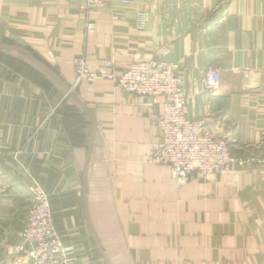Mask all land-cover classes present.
I'll return each mask as SVG.
<instances>
[{
	"label": "crops",
	"instance_id": "crops-1",
	"mask_svg": "<svg viewBox=\"0 0 264 264\" xmlns=\"http://www.w3.org/2000/svg\"><path fill=\"white\" fill-rule=\"evenodd\" d=\"M0 45L28 50L69 88L79 58L94 71L113 61L117 76L142 60L178 64L187 116L255 159L180 186L149 161L162 103L141 109L109 79L71 97L23 53L0 50V264H30L18 247L34 183L71 264H264V0H110L90 13L0 0ZM209 66L221 75L212 97L200 85Z\"/></svg>",
	"mask_w": 264,
	"mask_h": 264
},
{
	"label": "built area",
	"instance_id": "built-area-1",
	"mask_svg": "<svg viewBox=\"0 0 264 264\" xmlns=\"http://www.w3.org/2000/svg\"><path fill=\"white\" fill-rule=\"evenodd\" d=\"M79 5L85 13L100 8L110 0H68ZM129 5L131 0H117ZM114 19H118L115 16ZM145 19L141 18V25ZM95 24L88 22L87 31L94 33ZM76 76L71 92H77L82 83L109 79L125 93L135 98L137 105L151 110L162 103L163 112L155 121L156 141L152 144L149 161L168 166L180 186L192 177L206 178L210 175L226 176L236 167L243 169L255 159L233 155L229 141L208 133L206 120L191 119L186 114L187 99L184 96V71L178 64L167 60H142L115 73L113 61H107L97 71L91 69L85 58L75 61ZM221 75L209 66L200 74L201 93L212 97L219 90ZM163 101V102H162ZM0 142V156L3 154ZM31 207L22 232L25 251L30 264H71L68 247L56 232L48 195L39 185L28 189Z\"/></svg>",
	"mask_w": 264,
	"mask_h": 264
},
{
	"label": "water",
	"instance_id": "water-1",
	"mask_svg": "<svg viewBox=\"0 0 264 264\" xmlns=\"http://www.w3.org/2000/svg\"><path fill=\"white\" fill-rule=\"evenodd\" d=\"M13 50V51H17L20 53H23L24 55H26L30 60H32L37 66L41 67L44 71H46L47 73H49L51 76L54 77V79H56L62 86L65 87L66 92L68 93L69 96L73 97V92H71L70 88L65 86L61 80L57 77V75H55L46 65H44L43 63L39 62L28 50L23 49V48H19V47H9V46H5V45H0V50ZM89 158H90V154L88 157V161H87V165H86V173L88 170V164H89Z\"/></svg>",
	"mask_w": 264,
	"mask_h": 264
},
{
	"label": "rangeland",
	"instance_id": "rangeland-1",
	"mask_svg": "<svg viewBox=\"0 0 264 264\" xmlns=\"http://www.w3.org/2000/svg\"><path fill=\"white\" fill-rule=\"evenodd\" d=\"M36 184L39 185L38 183H34V184L28 186V189H29L30 187L36 185ZM39 186H40V185H39ZM40 187H41V186H40ZM41 188H42V187H41ZM28 189H27V196L29 197L30 200H31V199L33 200V198H32L31 196L28 195V193H29V192H28V191H29ZM42 189H43V188H42ZM43 190H44V189H43ZM44 192H45V191H44ZM48 200H49V198H48ZM30 202H31V201H30ZM31 203H32V202H31ZM31 203L29 204V208H28V210H27L26 221H27V218H28V214H29V210H30V207H31ZM49 205H50V202H49ZM50 208H51V207H50ZM51 211H52V210H51ZM52 216H53V214H52ZM26 221H25V224H26ZM53 221H54V218H53ZM54 226H55V225H54ZM24 228H25V225H24ZM24 228H23V230H24ZM23 230H22L21 233H20V236H21V238H22V244L18 247V250H19L20 253L24 254L25 257H27L25 251H22V250H21V247L24 245V239H23V237H22V232H23ZM59 237H60V236H59ZM60 239H61V238H60Z\"/></svg>",
	"mask_w": 264,
	"mask_h": 264
}]
</instances>
